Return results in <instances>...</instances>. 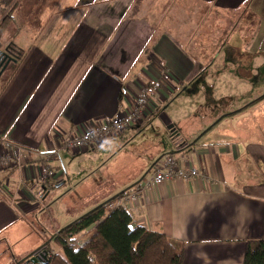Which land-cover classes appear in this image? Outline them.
<instances>
[{"label":"crops","instance_id":"crops-1","mask_svg":"<svg viewBox=\"0 0 264 264\" xmlns=\"http://www.w3.org/2000/svg\"><path fill=\"white\" fill-rule=\"evenodd\" d=\"M18 2L0 0L1 9L13 7L0 43L19 55L5 83V72L0 77V135L34 156L0 169V264L57 247L40 221L53 185H68L62 154L95 153L126 132L82 151H64V142L128 115L148 86V103L130 130L141 135L173 124L178 135L160 157L189 154L200 176L143 186L154 162L145 175L95 188L79 214L139 191L136 223L182 243L184 264H243L248 242L264 239V0L249 4L257 30L242 39L247 50L219 29L223 13L244 0H57L54 7L36 0L43 7L37 19L16 9ZM10 26L28 28L26 35L31 26L40 30L22 39L25 32L10 36ZM240 89L252 94L251 131L236 129ZM194 120V130L180 127ZM42 164L56 172L45 184ZM45 213L54 236L71 223L58 225L51 209Z\"/></svg>","mask_w":264,"mask_h":264},{"label":"rangeland","instance_id":"rangeland-1","mask_svg":"<svg viewBox=\"0 0 264 264\" xmlns=\"http://www.w3.org/2000/svg\"><path fill=\"white\" fill-rule=\"evenodd\" d=\"M16 1L17 0H13V3ZM35 1L36 0H30L31 4L28 7L23 5V0H19L18 7H16V9L20 10L25 8L24 13L27 18L37 19L42 13L43 7L35 4ZM56 1L57 0H49L48 3L50 6L54 7ZM39 2H41V0H39ZM250 2L251 0H244L238 9L224 12L221 19H223L226 23L224 25L221 24L222 26L219 28L220 31L222 30L225 32V35H227L228 38L230 37V40H235L237 42L236 44L241 46L243 50H247L248 45L243 43L242 39L246 40L253 37L257 30L256 21H254L252 12L249 10ZM13 3L11 5H13ZM35 27L36 26H31V33L26 35L27 31H29L28 28L25 29L22 27V29H16L15 27L10 26V36H13L16 31H24L25 34L22 35V39H25L27 36L33 38L35 37L36 32L40 30V27ZM22 43L25 45L24 42ZM229 55H231V52ZM229 69L230 67L227 68V70ZM8 74L9 69L4 73L1 79L3 83H5ZM210 93L213 94V91H210ZM238 93L242 106L237 108V113H234L236 116L234 117L233 115L234 118L239 117L236 129L242 132H245L246 130L251 131L253 122L255 128L257 119L251 114L254 112L250 101V97H252L251 91L247 90L246 92L243 91V89H240V92ZM168 113H170V111ZM144 125H147L146 120ZM169 125L173 124H167L164 126V129H161V126L157 125L158 127H156V129L150 128L149 130L144 131V133L141 135H138V131H136V129L126 130L124 131L126 133H124L121 137H116L113 139L111 142V144H113L112 147L111 145L104 147L95 153L91 152L79 155L63 153L61 159L63 160V165L69 177L67 182L68 185L65 187H57L56 184L53 185L47 197L48 200L46 201L45 209H51V212H53L54 218L58 225H66V221L69 220L73 222L75 220L71 219L72 215H81L79 214V209L87 205V200L95 188L103 187V189H105L104 186H108L109 182H111V180L114 178L115 180L116 178L118 180L126 178L131 179V176L136 173H139L140 176H142V174L145 175L150 164L154 162L156 163L157 159H160V156L168 151L167 144L170 146L171 143L169 137ZM199 125L200 124H196L194 120L193 122L189 121L184 124H180V127L185 129H190L192 127L191 130H194V127L196 128ZM111 175L116 176L113 177ZM146 175H149V172ZM63 196H66L63 198L64 200L62 199ZM73 203L76 204L73 205ZM134 207L136 208V206ZM85 209L86 208H84L83 213L87 212L90 208L88 209L87 207L88 210ZM46 210L42 211L44 217L43 220L40 221V224L43 226L44 232H47L46 237L51 240L52 237H54L55 229L52 225V222L48 221L47 214L45 213ZM35 225H37V223H35ZM48 227L50 228L48 229ZM84 236L85 235L83 234L80 235L77 241L81 240V238ZM53 245L57 246L56 248H53V250L60 252L58 244L54 242ZM73 246L75 245L73 244ZM48 248L52 249V246L44 247L42 249H45L46 251Z\"/></svg>","mask_w":264,"mask_h":264},{"label":"trees","instance_id":"trees-1","mask_svg":"<svg viewBox=\"0 0 264 264\" xmlns=\"http://www.w3.org/2000/svg\"><path fill=\"white\" fill-rule=\"evenodd\" d=\"M12 10L13 7L0 8V18H3L0 22V37L11 19ZM3 50L0 43V58ZM150 51L147 49L146 53ZM177 135V131H169L170 138ZM128 194L129 191L119 194L62 228L54 236L60 252L46 249L48 257L41 264H184L182 243L162 232L138 225L129 208L108 209L110 204ZM82 234L85 236L77 241ZM32 258L31 255L27 256L18 264ZM243 264H264V239L248 242Z\"/></svg>","mask_w":264,"mask_h":264},{"label":"built area","instance_id":"built-area-1","mask_svg":"<svg viewBox=\"0 0 264 264\" xmlns=\"http://www.w3.org/2000/svg\"><path fill=\"white\" fill-rule=\"evenodd\" d=\"M151 89L152 87L149 86L143 89L141 95L136 98L131 113L118 119L103 121L102 124H95L89 127L84 133H76L73 137L64 142L62 149L69 152L82 151L97 144H101L113 137L119 136L122 132L128 130L133 124L138 122L142 116L143 109L148 103L149 92ZM29 156L34 155L0 135V169L19 165L22 160ZM46 157L49 158L48 155ZM190 158L191 156L189 154H186L181 158L166 155L154 164L149 175L142 180V185L151 188L160 186L164 182L176 178L190 180L199 177L200 171L195 166L189 164ZM185 161L188 162L186 167L182 165ZM55 176L56 172L48 164H42L39 168V182L45 184ZM139 198L140 192L136 191L118 199L115 203L110 204L109 208L114 209L122 207L131 209L137 205ZM34 257L38 259V264H41L45 260V257H48V253L45 249H42L39 250Z\"/></svg>","mask_w":264,"mask_h":264},{"label":"water","instance_id":"water-1","mask_svg":"<svg viewBox=\"0 0 264 264\" xmlns=\"http://www.w3.org/2000/svg\"><path fill=\"white\" fill-rule=\"evenodd\" d=\"M7 50H10V49L6 48V50L2 52L3 60L0 62V76L2 75V73L7 68V66L9 65L10 62H17L18 58H19L18 53L12 55ZM169 131L171 133L175 132V128L173 125L169 126ZM31 260H32V262L38 264L37 258L33 257ZM46 260H47V258L45 257V260L42 263H45Z\"/></svg>","mask_w":264,"mask_h":264},{"label":"flooded vegetation","instance_id":"flooded-vegetation-1","mask_svg":"<svg viewBox=\"0 0 264 264\" xmlns=\"http://www.w3.org/2000/svg\"><path fill=\"white\" fill-rule=\"evenodd\" d=\"M9 49L10 50H7L10 54H16V53H18L15 49H13V48H11V47H9ZM6 50V48L3 50V51H5ZM2 51V52H3ZM2 56V55H1ZM3 60V56L0 58V62Z\"/></svg>","mask_w":264,"mask_h":264}]
</instances>
